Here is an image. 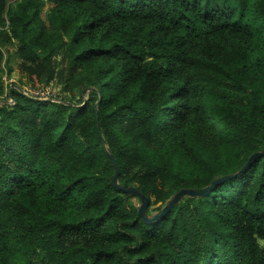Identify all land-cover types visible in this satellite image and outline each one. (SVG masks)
Segmentation results:
<instances>
[{"label":"trees","instance_id":"trees-1","mask_svg":"<svg viewBox=\"0 0 264 264\" xmlns=\"http://www.w3.org/2000/svg\"><path fill=\"white\" fill-rule=\"evenodd\" d=\"M12 1L0 264H264V0Z\"/></svg>","mask_w":264,"mask_h":264},{"label":"rangeland","instance_id":"rangeland-1","mask_svg":"<svg viewBox=\"0 0 264 264\" xmlns=\"http://www.w3.org/2000/svg\"><path fill=\"white\" fill-rule=\"evenodd\" d=\"M13 3L19 2V0H13ZM52 4L46 3L44 7V11L48 12L52 7ZM59 57L56 56V61H58ZM20 60L16 55L15 49H9V53L5 54L4 62L1 67L2 73H0V91L2 92L0 96V101H7V95L10 93V85L14 84V86L18 87L21 92L26 93L28 95H32L33 93H37L40 97L44 98H53V96L62 98H66L68 101L78 102L79 95H71L66 93L64 88L60 86L55 81L50 83L47 87H34L32 88L27 83L24 75L20 72L19 66ZM37 96V98H40ZM36 97V96H34ZM2 104V102H0Z\"/></svg>","mask_w":264,"mask_h":264},{"label":"built area","instance_id":"built-area-1","mask_svg":"<svg viewBox=\"0 0 264 264\" xmlns=\"http://www.w3.org/2000/svg\"><path fill=\"white\" fill-rule=\"evenodd\" d=\"M32 96H36L35 98H37V96H39L37 93H33ZM40 97V96H39ZM54 97V96H53ZM37 99H47V98H44V97H40V98H37Z\"/></svg>","mask_w":264,"mask_h":264},{"label":"water","instance_id":"water-1","mask_svg":"<svg viewBox=\"0 0 264 264\" xmlns=\"http://www.w3.org/2000/svg\"><path fill=\"white\" fill-rule=\"evenodd\" d=\"M176 200V199H175ZM144 209V205H143V207H142V210Z\"/></svg>","mask_w":264,"mask_h":264}]
</instances>
